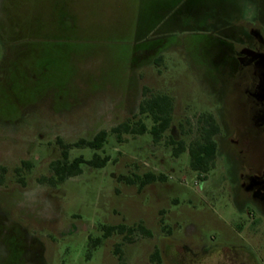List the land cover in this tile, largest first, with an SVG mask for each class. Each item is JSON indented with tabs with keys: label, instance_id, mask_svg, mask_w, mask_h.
Instances as JSON below:
<instances>
[{
	"label": "rangeland",
	"instance_id": "1",
	"mask_svg": "<svg viewBox=\"0 0 264 264\" xmlns=\"http://www.w3.org/2000/svg\"><path fill=\"white\" fill-rule=\"evenodd\" d=\"M237 14L264 27V0H0V65L5 56L14 60L29 87L16 82L10 94L0 82V104L16 103L0 113V213L50 231L54 243L42 239L47 264H154L157 247L179 249L171 238L212 252L199 264H230L227 254L264 264V213L233 198L231 147L200 179L187 150L175 157L169 140L188 145L202 113L219 121L213 64L220 45L208 31ZM156 93L173 100L170 127L157 142L148 131L121 132L119 141L111 128L122 122L150 127L139 105ZM241 113L235 105L233 115ZM101 129L108 134L99 150L71 146L68 158L96 152L109 156L104 166L82 164L80 174L56 185L39 181L61 156L59 140L90 139ZM250 147L257 155L255 141ZM146 173L164 178L138 188ZM72 223L77 231L62 234ZM120 224L134 230L104 235Z\"/></svg>",
	"mask_w": 264,
	"mask_h": 264
},
{
	"label": "flooded vegetation",
	"instance_id": "2",
	"mask_svg": "<svg viewBox=\"0 0 264 264\" xmlns=\"http://www.w3.org/2000/svg\"><path fill=\"white\" fill-rule=\"evenodd\" d=\"M236 13L238 12L233 14ZM208 33L220 45V58L213 64L220 69L219 121L212 113L219 124V131L214 134L217 154L222 155L225 145L231 147L233 172L229 190L233 191V198L242 209L252 207L264 213V27L260 21L248 22L241 14H237V17L232 15L229 19L220 17V23L211 24ZM25 71L22 72L14 60L5 56L0 65V82H5L4 91L11 94L16 82L27 90ZM15 104L1 103L0 113L14 109ZM17 104L21 106L20 111L26 107L24 103ZM235 105L242 111L239 117L233 115ZM245 126L250 130L247 131ZM250 131L252 134H249ZM250 137L259 146V152L255 156L250 153ZM21 162L22 165L28 164L30 168L29 161ZM0 169L5 170L3 166ZM18 169L19 167L14 168L15 171ZM22 217L0 213V264H47L42 239L47 238L54 243V237L48 230L28 228L21 223L24 219L18 220ZM73 231H77L75 223L62 234ZM171 241L178 250L166 253L159 246L152 251L157 252L159 264H165L166 257L173 264H199L200 260L212 254L203 249L195 252L187 244L174 238ZM218 254L221 256L220 251ZM225 256L230 264H246L245 260L238 259L233 254Z\"/></svg>",
	"mask_w": 264,
	"mask_h": 264
},
{
	"label": "trees",
	"instance_id": "3",
	"mask_svg": "<svg viewBox=\"0 0 264 264\" xmlns=\"http://www.w3.org/2000/svg\"><path fill=\"white\" fill-rule=\"evenodd\" d=\"M173 100L171 96L166 93L150 94L144 97L139 105V112L146 115L151 119V125L149 128L142 122L136 127L129 125L127 122H122L117 126L111 128L112 133L120 141L121 132L142 134L148 131L154 142L159 141L162 134L170 127L172 120ZM197 136L188 145H185L182 139L176 140L170 135L169 140L172 144V154L177 157L181 152L187 150L189 155V166L193 171L199 174L200 179H204L207 173L214 167V160L217 156V143L214 139V134L219 131V124L211 112H205L197 117ZM108 132L104 129L98 130L90 139L81 138L73 143L63 144L59 140L61 156L54 159L50 163L51 175L48 177H40V182H47L50 185H56L62 183L67 178L76 176L82 172V164H87L91 167H102L109 160L108 155L100 156L96 152L92 154L89 159L79 155L69 160L68 149L71 146L74 147H88L94 150H99L106 140ZM29 169V165L25 164ZM19 172V169L17 170ZM1 178V174H0ZM162 175H155L153 173H146L141 179L138 178V188H141L145 184L162 180ZM127 183H134L133 179L125 177ZM136 229L146 236L151 235V231L145 228L143 225L138 224ZM117 231L120 233H131L134 228L126 227L123 224L116 226H107L105 228L104 235L107 236L111 231ZM96 242H99L96 239ZM121 257V255H120ZM154 264H159V258L157 252H154L150 256ZM118 264H125V261L120 259Z\"/></svg>",
	"mask_w": 264,
	"mask_h": 264
}]
</instances>
